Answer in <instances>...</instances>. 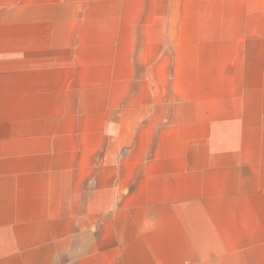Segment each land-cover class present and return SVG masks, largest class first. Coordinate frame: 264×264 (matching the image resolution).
<instances>
[{
    "label": "crops",
    "instance_id": "crops-1",
    "mask_svg": "<svg viewBox=\"0 0 264 264\" xmlns=\"http://www.w3.org/2000/svg\"><path fill=\"white\" fill-rule=\"evenodd\" d=\"M0 264H264V0H0Z\"/></svg>",
    "mask_w": 264,
    "mask_h": 264
}]
</instances>
